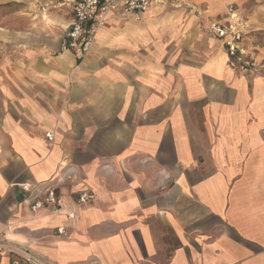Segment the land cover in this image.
<instances>
[{
	"label": "crops",
	"instance_id": "obj_1",
	"mask_svg": "<svg viewBox=\"0 0 264 264\" xmlns=\"http://www.w3.org/2000/svg\"><path fill=\"white\" fill-rule=\"evenodd\" d=\"M73 1L0 25V264H264V0L110 14L80 63ZM226 2L255 72L210 34ZM50 189L73 220L29 209Z\"/></svg>",
	"mask_w": 264,
	"mask_h": 264
},
{
	"label": "built area",
	"instance_id": "obj_2",
	"mask_svg": "<svg viewBox=\"0 0 264 264\" xmlns=\"http://www.w3.org/2000/svg\"><path fill=\"white\" fill-rule=\"evenodd\" d=\"M160 1V0H159ZM158 1V2H159ZM175 2L177 0H167ZM153 2L157 0H75L71 5L72 20L66 26L61 51L72 52L76 61L82 62L90 51L96 32L103 27L110 14L118 13L124 16H132L139 20L141 15L147 12ZM225 15L230 23L222 25L218 21H212L209 31L212 36L223 42L226 55L228 57V67L240 73H252L258 70L260 64L256 60L255 53L243 46V40L249 33L246 26L241 24L237 18L232 4L225 7ZM46 139L52 141L53 136L45 133ZM24 192H30V184H19ZM93 196L83 191L79 193L75 205H86L92 202ZM29 209L33 212L43 207L51 208L53 212H66L68 220L74 219V212L71 207L66 205L64 195L56 193L50 189L41 197L34 196L32 200L27 201ZM59 235L64 234L63 227L57 229ZM12 264H41L32 257L23 258L22 262H13Z\"/></svg>",
	"mask_w": 264,
	"mask_h": 264
},
{
	"label": "rangeland",
	"instance_id": "obj_3",
	"mask_svg": "<svg viewBox=\"0 0 264 264\" xmlns=\"http://www.w3.org/2000/svg\"><path fill=\"white\" fill-rule=\"evenodd\" d=\"M59 1L60 0H0V25H6L7 23L23 25L26 24L31 15L38 16L42 12L51 14L55 11V8H59ZM228 4L232 3L226 2L224 4V9ZM255 48L253 52L256 55ZM261 63L264 64V58Z\"/></svg>",
	"mask_w": 264,
	"mask_h": 264
}]
</instances>
